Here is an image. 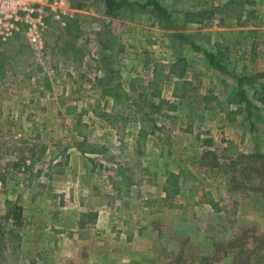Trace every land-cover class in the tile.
<instances>
[{
  "label": "rangeland",
  "instance_id": "1",
  "mask_svg": "<svg viewBox=\"0 0 264 264\" xmlns=\"http://www.w3.org/2000/svg\"><path fill=\"white\" fill-rule=\"evenodd\" d=\"M118 1L124 2L122 7L107 15L104 0H69L61 19L51 15L48 3L42 4L37 15L49 18L42 29L43 48L30 43L26 26L11 44L0 43V62L8 61L0 80V264H75L78 246L79 264H264L263 183L245 163L232 173L225 159L229 146L247 154L264 153V127H257L264 123V31H257L255 39L249 33L241 36L236 70L240 79L221 84L219 95L209 93L204 99L200 90L192 89L188 97L170 102L154 95L157 88L151 81L144 88L152 93L145 92L146 102L125 94L123 98L134 103L128 115L138 117L136 110L144 107L153 111L159 126L146 140L142 182L124 187L126 191L114 182L121 178V165L127 174L132 171L126 166L139 127L95 121L89 111L103 97L95 95L88 81L100 66L112 74L103 83L115 84L128 69H135L118 62L139 56L146 58V66L154 64L152 77L158 63L177 79L189 66L198 76L199 71L208 73L200 57L214 56L220 48L215 42L211 48L194 41L190 36L198 39L194 34L200 26L187 23L202 19L213 27L219 20L237 19L238 24L247 20L254 3L264 9L263 1L221 0L218 6L216 0ZM155 3L166 11L159 12ZM110 17L121 21L112 24ZM262 20L260 14L255 18L257 23ZM104 24L113 25L114 32H128L136 24L140 40L133 43L124 36L120 47H110ZM83 55L76 67L75 60ZM144 76H151L149 70ZM143 81L136 79L129 86L139 92ZM229 87L237 93L227 95ZM115 92L109 99L116 100ZM232 103L234 107L228 105ZM75 104L80 119L96 124L90 138L77 139L71 130ZM236 120L237 128L221 130L224 121ZM240 122L255 133L249 142L243 140ZM89 140L105 152L93 161L71 153L78 141L86 146ZM45 142L57 146L51 149ZM93 166L94 176L84 173ZM77 183L92 191H78ZM259 184L260 190L254 189ZM163 197L168 207L162 213H152L145 205L147 199ZM87 243L89 248L84 247Z\"/></svg>",
  "mask_w": 264,
  "mask_h": 264
},
{
  "label": "crops",
  "instance_id": "2",
  "mask_svg": "<svg viewBox=\"0 0 264 264\" xmlns=\"http://www.w3.org/2000/svg\"><path fill=\"white\" fill-rule=\"evenodd\" d=\"M131 1V0H130ZM134 1V0H132ZM159 2V0H157ZM219 3L216 4L217 6L220 4L221 0H216ZM229 0H223V2H227ZM264 0H261V2ZM231 2V0H230ZM255 6L253 8H251L249 10V17L247 18V20L243 21V22H239L237 24V19L232 20V22H228V21H224V20H219L218 22H215V25L213 27H210L205 25L208 24L207 20L204 21L202 19H195L193 22L191 23H187L189 24V27L191 25H196V26H200L199 28V33L198 34H194L195 36H197L198 39H196V37L190 36L191 38L194 39V41L200 40L201 43H204L206 45V47L211 46V48H213L214 44L216 43L217 47H219L220 49L217 51V53L214 56H201L200 57V63L204 65L205 71L208 73H201L199 71V76L195 73V70L192 69V67H188L187 71H185L184 76L180 77L182 79H185L187 81L190 82L191 84V89L189 91H187V93L184 95L185 97H188L190 92L192 91H196V90H200V93L203 96L204 99H206L205 96H207L209 93L211 95L215 94V95H219V91L218 88L219 86H221V84H227L229 83V81L231 79H234V77L238 79H240L239 77H237V65L238 63L240 64V60L237 59V44H239L241 42V40L243 39V37H241L242 35H247V33H249V38H256V36L258 35L256 32L257 31H264V21L262 20V22L257 23L255 21V18L257 15L260 14V16H264V9H259L258 6H256V3H254ZM76 10V9H75ZM106 12V10H105ZM245 13V12H244ZM95 14V13H94ZM119 17V16H118ZM103 18H105V20L109 17H107L106 15H103ZM111 20L113 21L112 24L116 21H121L119 18L117 17H110ZM105 22V21H104ZM133 26L132 29H130L128 32L124 31V30H120L118 32H114L115 30L112 29V26L110 25L109 29L111 34H108L106 31L105 24L103 27V31L104 33L107 34V40H108V44L110 45V47H120V43L123 41L124 36L127 37L130 40V37L132 39V42L134 43L135 40L139 41L140 39L137 38V34L135 33L136 29V24H132ZM102 31V33H103ZM237 31L240 32L239 35L237 36ZM211 36V37H210ZM263 36V35H262ZM206 38V41L203 42L202 38ZM238 41V43H237ZM215 42V43H214ZM229 47V48H228ZM230 50V52L232 53H228ZM213 51V50H212ZM228 51V52H227ZM236 51V52H235ZM84 57L81 56V58L76 59L75 61L78 62V64L76 65V67H78L79 65H81L82 62V58ZM243 58V57H242ZM126 61V62H125ZM164 61V60H163ZM243 63H248V60H244V58L242 59ZM118 66H120V64L123 63H129L130 65H134L135 69H128L127 73L124 75L122 73V70L124 67H121L119 69L120 73L123 74V76H120L119 79H117V81L115 82V84L113 83H103L105 78H111L112 74L109 72H105L100 66L97 67V72H95V77L94 78H88V81L91 82V88L92 90L95 92V95H99L102 96L103 98L96 101V104L93 108L90 109L89 112L90 115L92 117L95 118V121H104L105 123L109 124V126H125V125H129V124H135V126L139 127V122H138V117H133L132 115H128L127 114V110H130L131 108H134V103L132 104L131 100H129V105L128 106H124V107H120V105H115V99L110 98V92H114V90L117 91V89H119V91L123 94H128V95H132V96H136L139 95L141 93H149L150 95L152 93L148 92L147 89L144 90V88H146V85H149V82L152 81V70H153V66L154 64L150 67L151 64H148V66H146V64L148 63L146 61V58L143 56H139L138 59H136L135 61L133 60H126L125 58H123V61H119L118 62ZM141 64L140 66L138 65ZM246 64H243V67ZM145 66L147 67V69H145ZM144 69V70H143ZM139 70L140 74H139ZM149 70V72L151 73V76L147 79H145L144 76L145 72ZM210 71H215V72H210ZM119 73V72H117ZM216 73V74H215ZM215 74V75H214ZM79 77H85L84 74L82 73H78ZM78 76H75V86L78 85L77 80H78ZM144 76V77H143ZM174 74H172L171 72H169V81L167 82V84L165 86L162 87L161 89V95L165 96L168 100H170V102L173 101H178L179 98L181 97H176L173 95L174 92V88H175V81H176V77H173ZM206 76V77H204ZM77 77V78H76ZM198 77V79H197ZM241 77V76H240ZM179 78V79H180ZM136 79H143L144 81L142 82L143 85H141L140 87H142V90L136 91V89L134 88V86H129L132 82H134ZM178 80V79H177ZM196 80H199V84L197 85ZM231 83H235L234 81ZM105 84V85H103ZM207 85V88L205 89V91H203V86ZM236 85V84H235ZM151 92H153V90H149ZM226 93V91L224 92ZM237 93L234 91L232 93V89H230V87L228 88L227 91V95L228 94H235ZM149 94H147L149 96ZM107 100H106V98ZM103 99H105L106 101H109L107 103L109 107L105 106L104 104H106V102L103 101ZM234 102V101H232ZM103 105V106H102ZM211 106H215V108H217L218 111V107L216 106V103L212 102L210 104ZM231 105V107L233 106L232 104H228ZM115 106H118L119 109L118 110H122L123 113L122 114H118L116 116V118L114 117V112L116 111ZM264 107V105H263ZM80 108L77 107V104H75V120L72 123V131L73 134L75 136V138H79L82 139L87 136L88 138H90V133L92 131V129L94 128L93 126H95V122H89V121H85L79 118V116L77 115V110H79ZM87 110H89V108H87ZM244 110V109H243ZM113 111V112H112ZM98 112V113H97ZM103 112H107L110 113L111 115L108 118H103L100 115ZM126 112V115L124 114ZM98 118V119H97ZM94 123V124H93ZM120 124V125H119ZM225 126H221V130L227 129L229 127H233V128H237V120L233 121V122H228V121H224L222 123ZM74 125L78 126L82 129H84L83 135H79L77 133V131H74ZM241 127L243 128V140H248V142L253 138L254 136V132L250 130V128L248 129L246 126L243 127L242 123L240 122ZM252 128L255 127L254 125L251 126ZM259 129L260 127H264V123H260L257 126ZM87 134V135H86ZM46 145H50V148H56V144L57 143H49V142H45ZM81 143V142H80ZM78 141V144H75L71 147V150L67 148V151L69 152V150L71 151V153H74L76 155H81L85 160L89 159L91 161H93V158L96 156H100V154L105 152V149L102 148V146L100 147L99 145H97L94 141H87L85 144L89 145V146H82ZM47 145V146H48ZM81 146L82 148H87L86 151H82L81 150ZM70 147V146H69ZM49 148V150H50ZM64 149V148H62ZM92 149V150H91ZM241 149V148H240ZM48 150V149H47ZM40 156V154H39ZM58 161V159L56 160ZM60 165L59 162H55V164ZM52 167V166H49ZM67 171V170H66ZM96 171V167L93 166V168L91 167L90 169L84 171V173H89L91 176H94V172ZM96 174V172H95ZM82 183V181H81ZM81 183H77V188L78 191H86V189L91 192L92 189H90V187L88 188L83 186V184ZM78 206V204H77ZM76 207V205H75ZM66 209L67 207H61ZM82 210V209H80ZM42 209L39 210V212H41ZM85 211V210H84ZM69 213V211H65L63 213V216L65 217V215ZM76 222H79V218L77 217ZM43 228V226H42ZM76 228L79 229V227L77 226ZM81 230V229H80ZM44 234L46 235L47 233L44 232ZM43 235V236H45ZM76 245V244H75ZM85 248H89L90 244L87 243L84 246ZM81 253L79 250V246L77 251L75 252V264H79L80 263V257ZM84 263L87 262L89 263V261L87 259L82 260Z\"/></svg>",
  "mask_w": 264,
  "mask_h": 264
},
{
  "label": "trees",
  "instance_id": "3",
  "mask_svg": "<svg viewBox=\"0 0 264 264\" xmlns=\"http://www.w3.org/2000/svg\"><path fill=\"white\" fill-rule=\"evenodd\" d=\"M105 6H106V14L107 15H113L115 11L120 9L123 5V1L118 0H104ZM155 8L159 12H165L166 10L162 8L158 3H155ZM51 15H54L51 13ZM49 18H45V21H48ZM189 19V18H188ZM193 19V18H190ZM16 35V34H15ZM14 35V36H15ZM14 36H12L8 41V45L11 44L14 40ZM17 46L15 45L12 47L13 50H16ZM17 55H20V52H17ZM13 57V55H12ZM8 63L7 59L0 62V80L5 74L6 70V64ZM166 65L164 63H158L154 67V77L153 80L150 83V86L157 88L156 92L154 93L155 96H161V88L163 87L165 81L169 79V74L165 73ZM191 84L189 81L185 79H178L175 81V88L173 95L176 97H183L187 91H189L191 88ZM114 96L116 98L115 105H120V107L128 106L129 105V99L123 98L125 94L121 93L119 89L114 93ZM147 94L141 93L139 94V101L146 102L147 101ZM244 99H246L244 97ZM221 102H219L220 104ZM98 113V112H97ZM123 111L119 110L118 114H122ZM136 113L138 115V122H139V130L136 136V139L133 144V154L131 161L126 166L127 169L132 168L131 173H126L125 168L121 165L118 169L117 176H120L121 178L118 180H115L114 183L119 182L121 185V188L119 190L122 192L124 187H128L131 185H136L142 182L143 180V172L145 171V167L142 164L141 157L146 152V140L149 136L154 135L158 130L159 126L157 125L155 118L152 117L153 111H149L144 109V107H140L136 110ZM111 114L107 112H103L100 116L103 118H108ZM232 120V118L230 119ZM74 131H77L79 135H83L82 128L74 125ZM229 153L226 156V160L228 161L229 168L231 169L232 173L234 172V168L237 167V172L240 168H238L240 165H243L244 163L250 167L251 169L255 170L257 176L259 177L261 184L263 183L264 188V153L261 152H252V153H245L240 152L232 146H229ZM87 148H82V151H86ZM45 150V146H43V151ZM92 150V149H91ZM207 153H210V151H207ZM42 155V154H41ZM40 155V156H41ZM233 177L235 178L234 174ZM237 182V187H238ZM260 184L255 186L254 189L260 190ZM127 190V189H126ZM124 190V191H126ZM250 195V194H248ZM145 205L150 207L152 213H162L165 211L167 206V197L163 198H151L147 199L145 201ZM171 207H177L172 205ZM179 207V206H178ZM81 226H84V224L81 222Z\"/></svg>",
  "mask_w": 264,
  "mask_h": 264
},
{
  "label": "built area",
  "instance_id": "4",
  "mask_svg": "<svg viewBox=\"0 0 264 264\" xmlns=\"http://www.w3.org/2000/svg\"><path fill=\"white\" fill-rule=\"evenodd\" d=\"M46 3L52 8L54 18L61 19L69 0H0V43L8 41L22 26H26L30 43L36 49L43 48L45 19L37 12Z\"/></svg>",
  "mask_w": 264,
  "mask_h": 264
}]
</instances>
